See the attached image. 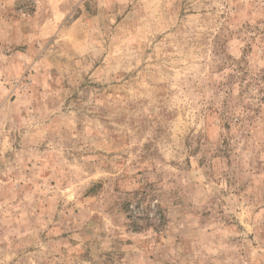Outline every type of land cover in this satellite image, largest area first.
Instances as JSON below:
<instances>
[{
	"label": "rangeland",
	"instance_id": "obj_1",
	"mask_svg": "<svg viewBox=\"0 0 264 264\" xmlns=\"http://www.w3.org/2000/svg\"><path fill=\"white\" fill-rule=\"evenodd\" d=\"M257 27L264 0H0V264H264Z\"/></svg>",
	"mask_w": 264,
	"mask_h": 264
},
{
	"label": "trees",
	"instance_id": "obj_2",
	"mask_svg": "<svg viewBox=\"0 0 264 264\" xmlns=\"http://www.w3.org/2000/svg\"><path fill=\"white\" fill-rule=\"evenodd\" d=\"M256 29H257L260 33L264 34V30L261 31L259 27H257ZM260 81H261V83H262V84H261V89H260V90H261V93H262L261 101L264 102V76H263V78L260 79ZM232 118H233V117L226 119V124H225V125H226L228 128H230V125H231V124H229V123L231 122ZM243 120H244V119H243ZM243 120H242V121L240 120V122H241V123H240L241 126H243ZM238 124H239V122H238ZM226 142H227V141H226Z\"/></svg>",
	"mask_w": 264,
	"mask_h": 264
}]
</instances>
